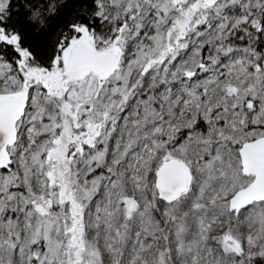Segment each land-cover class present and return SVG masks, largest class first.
Listing matches in <instances>:
<instances>
[{
    "label": "snow or ice",
    "instance_id": "1",
    "mask_svg": "<svg viewBox=\"0 0 264 264\" xmlns=\"http://www.w3.org/2000/svg\"><path fill=\"white\" fill-rule=\"evenodd\" d=\"M0 264H264V0H0Z\"/></svg>",
    "mask_w": 264,
    "mask_h": 264
}]
</instances>
